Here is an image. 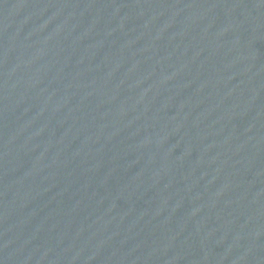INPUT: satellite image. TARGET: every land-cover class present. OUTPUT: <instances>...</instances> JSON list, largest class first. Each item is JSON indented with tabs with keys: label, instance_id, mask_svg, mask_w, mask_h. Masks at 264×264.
I'll use <instances>...</instances> for the list:
<instances>
[{
	"label": "water",
	"instance_id": "1",
	"mask_svg": "<svg viewBox=\"0 0 264 264\" xmlns=\"http://www.w3.org/2000/svg\"><path fill=\"white\" fill-rule=\"evenodd\" d=\"M0 264H264V0H0Z\"/></svg>",
	"mask_w": 264,
	"mask_h": 264
}]
</instances>
